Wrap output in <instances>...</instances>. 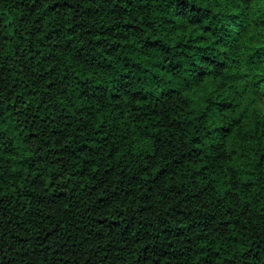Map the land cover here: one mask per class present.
Wrapping results in <instances>:
<instances>
[{
	"label": "trees",
	"instance_id": "1",
	"mask_svg": "<svg viewBox=\"0 0 264 264\" xmlns=\"http://www.w3.org/2000/svg\"><path fill=\"white\" fill-rule=\"evenodd\" d=\"M264 0H0V264H264Z\"/></svg>",
	"mask_w": 264,
	"mask_h": 264
},
{
	"label": "rangeland",
	"instance_id": "2",
	"mask_svg": "<svg viewBox=\"0 0 264 264\" xmlns=\"http://www.w3.org/2000/svg\"><path fill=\"white\" fill-rule=\"evenodd\" d=\"M264 104V103H263ZM263 109H264V107H263Z\"/></svg>",
	"mask_w": 264,
	"mask_h": 264
}]
</instances>
